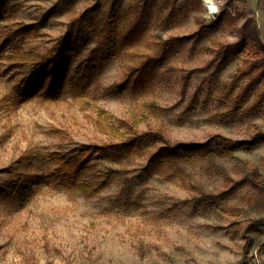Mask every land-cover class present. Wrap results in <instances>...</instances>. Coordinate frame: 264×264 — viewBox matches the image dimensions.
Here are the masks:
<instances>
[{
	"label": "rangeland",
	"instance_id": "rangeland-1",
	"mask_svg": "<svg viewBox=\"0 0 264 264\" xmlns=\"http://www.w3.org/2000/svg\"><path fill=\"white\" fill-rule=\"evenodd\" d=\"M156 1L121 0L133 12L96 51L110 0H0V264H264V224H252L264 191L249 177H264V102L253 106L264 77L235 116L221 114L264 68V51L247 33L218 65L219 48L240 40L247 19L257 24L254 9ZM63 37L58 75L49 65L27 89ZM148 131L157 138L129 154L97 149ZM217 135L245 144L224 150ZM180 143L199 148L159 156ZM78 154L77 178L62 177Z\"/></svg>",
	"mask_w": 264,
	"mask_h": 264
},
{
	"label": "trees",
	"instance_id": "trees-1",
	"mask_svg": "<svg viewBox=\"0 0 264 264\" xmlns=\"http://www.w3.org/2000/svg\"><path fill=\"white\" fill-rule=\"evenodd\" d=\"M137 4L142 3L143 7H147L150 5L151 0H136ZM153 2H157L156 0H153ZM185 2L190 7H196V5H199L201 3V0H185ZM135 4V3H134ZM133 12L132 7L125 9L122 4L121 0H110V9L106 16L105 24L103 26V34L100 36V41L98 45L96 46V51H103L111 47L115 44L116 38L121 32L120 24L122 21L126 20L128 18V15ZM81 17L75 18L70 23V29H74L77 24H80ZM248 26V31H245V28ZM35 32L36 29L31 30L29 32ZM23 33H27L22 30ZM28 32V33H29ZM250 36L257 41V44L259 47H261L264 51V42L260 36L259 29L257 27V24L255 22V18L252 17L250 19H247V23H245L244 30L242 37L239 41L222 45L219 48V54H220V62L218 65L230 61L232 57L242 51V44L247 40L248 36ZM126 35H129L127 33ZM180 40L179 37H171L169 38L162 48V52H166L168 49V46L170 45V48L174 44H176V41ZM67 44V38L63 37L62 41H60L57 45H55L46 56H42L37 61V67L34 69V76H32V81L27 83L26 88H37L44 80L45 78V72L47 71V67L51 65V72L54 76H57L60 72L62 66V51ZM253 67L247 70H240L234 78V82H238L242 80L246 75H248ZM264 77V68L257 73L256 75L252 76L249 81L240 87V90L238 91L237 95L234 98V104L233 107L224 112L221 113L224 118H230L232 116H235L237 112L240 110L241 106L246 102L249 95L251 94L253 88L263 79ZM264 102V91L260 93L253 106H258L259 104ZM158 133H154L152 131H148L145 133H139L137 135H134L129 138H125L118 142H112L108 144H104L101 147H98L97 149L100 150L102 153L111 152L112 154H115L117 156H122L131 153L136 147L146 144L148 142H153L157 138ZM218 144L224 149V150H236L240 147H242L245 142L238 140V139H232L223 135H217L216 136ZM199 148L197 145L193 144H175V145H167L166 147L162 148L160 151V155L163 158H167L169 160H174L176 157L180 156V154H184L185 152H190L192 150H196ZM86 151H88L86 149ZM159 154V153H158ZM157 154V155H158ZM156 155V156H157ZM83 162V156L78 154L74 157L69 158L65 164L62 170L59 171L60 175L62 177H66L67 179L74 181L79 173L80 164ZM249 177L253 184L262 189L264 191V177L259 172L257 168H252L249 172ZM253 225H263L264 224V218L255 219L252 221ZM249 249H250V237H248L245 246H244V253L245 256L249 255ZM244 264H248V262H244Z\"/></svg>",
	"mask_w": 264,
	"mask_h": 264
},
{
	"label": "crops",
	"instance_id": "crops-1",
	"mask_svg": "<svg viewBox=\"0 0 264 264\" xmlns=\"http://www.w3.org/2000/svg\"><path fill=\"white\" fill-rule=\"evenodd\" d=\"M254 9L260 36L264 42V0H243Z\"/></svg>",
	"mask_w": 264,
	"mask_h": 264
},
{
	"label": "built area",
	"instance_id": "built-area-1",
	"mask_svg": "<svg viewBox=\"0 0 264 264\" xmlns=\"http://www.w3.org/2000/svg\"><path fill=\"white\" fill-rule=\"evenodd\" d=\"M206 5L208 6L209 12L212 13L213 15L217 13V8L214 2H212V5L208 4L206 0H204Z\"/></svg>",
	"mask_w": 264,
	"mask_h": 264
},
{
	"label": "bare ground",
	"instance_id": "bare-ground-1",
	"mask_svg": "<svg viewBox=\"0 0 264 264\" xmlns=\"http://www.w3.org/2000/svg\"><path fill=\"white\" fill-rule=\"evenodd\" d=\"M208 2V4L212 5V2L211 0H206Z\"/></svg>",
	"mask_w": 264,
	"mask_h": 264
}]
</instances>
